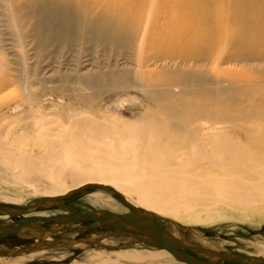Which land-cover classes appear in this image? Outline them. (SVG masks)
I'll list each match as a JSON object with an SVG mask.
<instances>
[{"label": "bare ground", "instance_id": "bare-ground-1", "mask_svg": "<svg viewBox=\"0 0 264 264\" xmlns=\"http://www.w3.org/2000/svg\"><path fill=\"white\" fill-rule=\"evenodd\" d=\"M2 30L18 49L0 60V164L9 182L42 178L43 197L112 183L142 213L193 222L264 209V86L246 70L264 64V0H0ZM171 64L181 70H165ZM130 90L145 102L130 121L94 105ZM61 95L83 108L60 104ZM92 202L117 209L102 191ZM256 250L264 256V246Z\"/></svg>", "mask_w": 264, "mask_h": 264}, {"label": "rangeland", "instance_id": "rangeland-1", "mask_svg": "<svg viewBox=\"0 0 264 264\" xmlns=\"http://www.w3.org/2000/svg\"><path fill=\"white\" fill-rule=\"evenodd\" d=\"M0 37L4 41L3 44L5 43L4 46L7 48L2 52L0 51V60L2 62L7 60L12 61L14 54L17 53L18 50L14 47L12 44L13 42L10 40L12 37L5 32V30H2ZM88 45L90 47V44ZM88 45L86 46L87 48H89ZM30 47L31 46H29V48ZM50 51H55V48L52 47ZM88 52L89 51L87 50V53ZM58 55H60V53ZM107 55L111 54L108 53ZM110 58L112 60H110L111 62L115 61V56ZM56 59L58 60L59 58ZM118 63H121V61H118ZM122 65L123 64H120V67ZM178 68L179 67L171 64L165 70L176 72L181 70ZM247 68L246 70L249 71L251 78L249 79L251 80L250 83L264 86V64L258 65L257 67L255 66L254 68ZM182 69L192 70V68L190 69L186 67H183ZM245 82L248 83L249 81ZM245 82H243V84ZM104 94L103 97L100 96L98 100H95L94 105H101L100 107L104 113L116 118H121L124 121L132 120L139 113L140 109L138 108V104H140V106L145 105L143 98L141 99V96L133 90L116 93L109 92ZM8 97L10 96L8 95ZM59 97L60 98L57 99L60 104L71 102L74 106H76L77 110L83 108L81 102L73 96L61 95ZM3 169V166L0 164V206H5L13 210H20L24 208L29 201L35 198H40L42 195L45 196V192H47V184L44 179L39 178L31 180L29 184L23 183L22 181H18V183H11L9 182V177H5V175L1 174V170ZM104 186L105 188L97 186L84 187L75 193L66 196L63 199V204H65L68 208L77 211H88L94 208L109 209L104 206L96 205L92 202L94 194L102 191L105 195L110 196L112 202L114 201L113 205L114 203L116 205L114 206L117 209H110L111 211L117 213L129 212L142 215L143 209L136 206L130 199L133 195L126 194L112 183H106ZM116 192L119 193L121 197L116 194ZM132 198H134V196ZM128 204L138 209L137 211H141V213L135 212ZM64 211L65 209L54 204L51 205L43 203V205L33 208L29 213L19 218H11L6 213L0 212V223L13 222L38 215L49 216L51 214ZM149 214L157 216L159 222H161V224L171 233L173 237L178 240L186 241L191 245L199 246L192 239L193 235H198L211 242L213 247H216V249L220 252L264 258V256L257 254L256 250L257 247L264 246V209L251 211V216L249 218L243 217L240 211H230L226 209L218 210L217 212L211 214V217H213L212 220L202 222H193L183 218L179 219L171 216H162L152 212ZM37 225L45 229L54 226V224L46 223H37ZM65 237H93L98 240L103 239V242L109 244L110 246H116L129 240V238L125 234L121 233V230L119 229L112 227H97L92 223H81L79 225L72 226L68 230L55 234L52 237V240H59ZM32 241V239L24 236L13 235L0 239V246L22 248ZM163 251L170 253L168 250L153 247L145 243H135L120 250L93 244H79L68 248H51L50 250L47 249L46 251H40L14 258L0 257V264H111L112 262L113 264H131L126 262V258L119 259L114 256L121 252L141 255H159L161 257L157 261L150 262L149 264H186L177 259L171 253V258H166ZM222 264L243 263L228 262Z\"/></svg>", "mask_w": 264, "mask_h": 264}, {"label": "water", "instance_id": "water-1", "mask_svg": "<svg viewBox=\"0 0 264 264\" xmlns=\"http://www.w3.org/2000/svg\"><path fill=\"white\" fill-rule=\"evenodd\" d=\"M88 186H91V184ZM75 191L70 192L68 195L74 193ZM68 195L37 198L29 201L26 206L20 210H13L5 206H0V212L6 213L11 218L22 217L33 208L43 205V203H52L65 209L64 212L51 214L49 216L38 215L9 223H0V239L16 235L34 240L22 248L0 246V255L15 256L51 247L69 246L75 242H83L86 244L116 249L127 246L130 243L140 242L153 247L164 248L171 252V254L177 259L188 264H220L228 262L264 264V258L262 257L217 252L207 248L191 245L183 240H178L165 229L155 215H147L145 213L138 215L129 212L117 213L108 209L95 208L88 211H77L68 208L65 204H63V199ZM118 195L121 197L120 194ZM128 205L135 212L141 213V211H137L138 209L134 208L130 204ZM37 223L54 224V226L45 229L37 225ZM81 223H92L97 227H112L119 229L124 234L130 236L132 238V242H124L116 246H107L100 240L92 238L75 237L73 239L62 238L59 240L46 239L47 236L52 237L61 231L68 230L72 226L79 225ZM206 253L210 256V259L204 258L203 255Z\"/></svg>", "mask_w": 264, "mask_h": 264}, {"label": "flooded vegetation", "instance_id": "flooded-vegetation-1", "mask_svg": "<svg viewBox=\"0 0 264 264\" xmlns=\"http://www.w3.org/2000/svg\"><path fill=\"white\" fill-rule=\"evenodd\" d=\"M189 253H191V252H189Z\"/></svg>", "mask_w": 264, "mask_h": 264}]
</instances>
